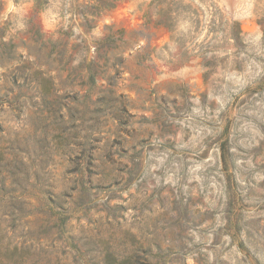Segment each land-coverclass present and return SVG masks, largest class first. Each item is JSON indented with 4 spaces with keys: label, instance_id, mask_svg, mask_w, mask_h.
<instances>
[{
    "label": "rangeland",
    "instance_id": "374dc122",
    "mask_svg": "<svg viewBox=\"0 0 264 264\" xmlns=\"http://www.w3.org/2000/svg\"><path fill=\"white\" fill-rule=\"evenodd\" d=\"M174 1L0 0L1 264H264V0Z\"/></svg>",
    "mask_w": 264,
    "mask_h": 264
},
{
    "label": "trees",
    "instance_id": "16d2710c",
    "mask_svg": "<svg viewBox=\"0 0 264 264\" xmlns=\"http://www.w3.org/2000/svg\"><path fill=\"white\" fill-rule=\"evenodd\" d=\"M153 1V4L148 5L147 8L143 10V18L146 20V23L148 24L151 22L149 8L153 9L155 11V14L158 16V20L155 25L166 28L172 35H175V22L177 19L180 18L182 13L187 12L185 7H182L181 3L174 0ZM113 2L114 1H108L103 3L99 7V9L110 10L114 8ZM44 5H46V0H35L36 9H41ZM99 68L100 66L94 59L90 60L89 62H85L84 75L88 76V82L92 86L96 84L95 76ZM20 161L22 162V160ZM14 192L15 188H8L6 186V180L2 178L0 170V258L3 254L2 241L5 237L4 227L2 226L3 223L1 221L4 219L5 216L12 217L13 220H19L21 218L26 217L32 212L28 211L24 206L25 201L23 196L25 194V190L23 189L21 191V194L17 195L16 197L13 196ZM48 193L49 192L44 193V198L46 199V201L38 211L49 216L48 226L54 225L55 227L61 228L63 225L61 223L62 219L60 216L65 215L67 213V209L65 208V205L63 203L54 201L51 196L47 199V195H49ZM55 217L57 219L56 221L51 220ZM138 252V250H135L132 254H128L123 257L116 255V253H108L107 264H141L139 261Z\"/></svg>",
    "mask_w": 264,
    "mask_h": 264
}]
</instances>
